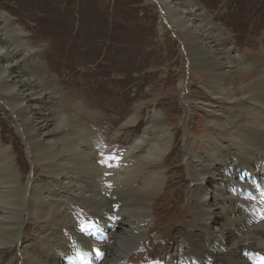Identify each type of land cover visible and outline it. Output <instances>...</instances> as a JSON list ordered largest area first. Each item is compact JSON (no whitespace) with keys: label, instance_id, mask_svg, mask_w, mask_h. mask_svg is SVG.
<instances>
[{"label":"bare ground","instance_id":"bare-ground-1","mask_svg":"<svg viewBox=\"0 0 264 264\" xmlns=\"http://www.w3.org/2000/svg\"><path fill=\"white\" fill-rule=\"evenodd\" d=\"M159 2L187 39L193 64L205 69V112L194 118L207 129L192 127L184 137L190 182L177 214L189 217L172 235L156 236L172 239L169 255L151 260L136 252L135 259L264 264V55L236 53L216 19L191 8L192 0ZM28 44L23 29L0 13V91L32 165L26 182L14 142L7 144L0 125V264H127L128 258L139 264L132 252L146 250L158 231L151 211L180 181L167 183L164 163L175 132L153 109L146 122L139 112L123 121L122 130L142 124L131 142L121 129L115 140L92 135L86 119L93 112L79 114L77 104V114L68 110L73 107L51 83L40 48ZM30 227L36 234H24ZM30 235L33 241L25 239Z\"/></svg>","mask_w":264,"mask_h":264},{"label":"rangeland","instance_id":"rangeland-1","mask_svg":"<svg viewBox=\"0 0 264 264\" xmlns=\"http://www.w3.org/2000/svg\"><path fill=\"white\" fill-rule=\"evenodd\" d=\"M192 1L191 8L198 6L208 20L216 19L230 44L236 46V53L255 59L264 55L261 47L264 45V0ZM163 11L159 0H0V13L7 16L10 25L23 29L29 46L40 48L51 83L74 109L68 110L77 114L73 106L77 104L81 107L79 114L86 110L93 112L85 118L87 124L84 122L89 133L115 140L123 121L139 112L138 117L146 122L153 109L175 132L173 154L164 163L165 169L169 168L167 183L180 181L169 185L170 192L164 190L162 202L151 211L158 231L146 241V250L137 248L132 252L139 264L142 262L135 259L136 252L151 260L166 258L172 239L167 237L162 241L156 236L172 235L175 230L172 229L189 217L177 214L186 206L185 194L190 182L184 137L192 127L204 125L194 114L205 112L200 106L206 96L202 82L205 69L193 64L187 39ZM161 21L166 29L160 28ZM214 32L217 33L215 29ZM195 56L200 61L208 59L198 51ZM2 95L0 91L2 136L8 140L7 144L14 142L15 155L27 182L32 165ZM133 126L121 129L120 134L125 133L124 138L129 142L139 133L142 124ZM206 129L204 126L203 130ZM36 175L42 176V172ZM164 198L169 205L163 202ZM169 216L175 220L161 222ZM35 230L34 227L24 229V234H36ZM25 239L33 241L35 236H25ZM126 260L132 264L129 258Z\"/></svg>","mask_w":264,"mask_h":264}]
</instances>
